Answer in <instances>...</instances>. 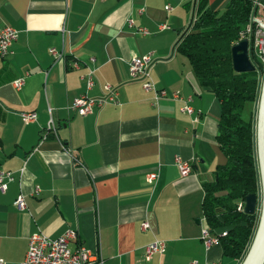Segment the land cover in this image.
I'll return each mask as SVG.
<instances>
[{"label": "crops", "instance_id": "obj_1", "mask_svg": "<svg viewBox=\"0 0 264 264\" xmlns=\"http://www.w3.org/2000/svg\"><path fill=\"white\" fill-rule=\"evenodd\" d=\"M196 8V0H0V27L18 30L13 53L0 57V172L12 176L0 186L2 261L20 264L33 233L57 238L74 228L71 248L86 245L102 260L95 264L238 263L222 244L207 248L202 240L204 188L227 159L217 140L221 103L176 48ZM145 54L155 88L167 91L157 103L155 91L130 76L132 56ZM89 68L91 89L82 78ZM107 83L119 90L118 103L87 116L70 108L84 93L103 96ZM186 102L192 113L182 112ZM24 112L38 117L27 122ZM156 239L166 250L147 258Z\"/></svg>", "mask_w": 264, "mask_h": 264}, {"label": "trees", "instance_id": "obj_2", "mask_svg": "<svg viewBox=\"0 0 264 264\" xmlns=\"http://www.w3.org/2000/svg\"><path fill=\"white\" fill-rule=\"evenodd\" d=\"M255 1L229 0L222 11L211 8L209 0H196V15L176 47L191 61L201 86L209 88L221 103L217 140L227 161L218 166L215 179L206 183L203 208L213 234L227 231L219 244L226 255L238 260L237 264L248 253L259 219L257 214H246L238 207L248 194L261 189L256 161L257 112L253 109L260 98L264 59L252 45V34L250 57L256 69L236 72L232 48L257 12ZM248 103L252 109L246 119Z\"/></svg>", "mask_w": 264, "mask_h": 264}, {"label": "built area", "instance_id": "obj_3", "mask_svg": "<svg viewBox=\"0 0 264 264\" xmlns=\"http://www.w3.org/2000/svg\"><path fill=\"white\" fill-rule=\"evenodd\" d=\"M255 7H257V12L253 14L251 24L248 25L247 29L241 32V38L248 37L251 43V35H253V44L256 52L260 58L264 59V1L256 0ZM170 8V5L167 6ZM130 25H134L133 19L129 20ZM255 24V27L253 26ZM166 24L162 25V28H167ZM144 34H148L149 31L146 28H140ZM18 37V30L13 26L6 25L0 27V57L6 58L9 54L13 53L12 46L13 41ZM56 58L62 57L63 53L58 52L56 48H51V52ZM153 57L151 54L145 55H133L130 63V73L133 79L142 80L143 88L147 91H155V103L161 96H166L167 91L165 89L155 88L156 86L150 79V69L152 66ZM79 62L72 64L75 68H79ZM96 70L94 68H89L88 72L82 77L85 78L87 82V89H91L96 83ZM25 78H17L14 80V85L17 88H22L25 84ZM105 94L99 97H91L88 94L84 93L74 99V102L71 104L70 108L77 111L81 115H88L93 113L97 108H102L108 103H118L119 90L114 85L110 83L105 84L104 89ZM176 99H183V96L179 91L173 93ZM190 99V98H188ZM191 100V99H190ZM182 112L192 113L194 107L187 103L182 106ZM23 119L25 121H34L38 117L36 112H24ZM55 130V125L53 119L49 124V129ZM47 135H43V138H46ZM178 165L182 175H187L191 172V165L187 161H183L178 158ZM156 172H151L147 178L150 181H154L157 177ZM6 177L12 178L10 173L0 172V186L3 190L7 188L5 181ZM35 193H39L37 189ZM15 204L20 208L26 207V200L23 194L19 195L18 199L15 201ZM244 203L239 204L238 209L244 210ZM205 220L207 221L206 217ZM209 225L203 228L202 240L204 241L207 248L214 244L220 243L221 236L227 235V231L222 232L221 234H213ZM151 227L148 220L144 221L142 224L143 230L149 229ZM78 231L74 228H68L64 234L57 238H52L43 232L33 233L29 238V246L25 259L20 264H95L101 262L102 260L95 252H92L90 248L86 245L79 244L76 249L71 248V242L78 238ZM167 242L165 240L156 239L153 242L149 243L145 247V252L147 258H151L153 254L161 253L166 250ZM0 264H6L5 261L0 259ZM193 264H198L194 262Z\"/></svg>", "mask_w": 264, "mask_h": 264}, {"label": "water", "instance_id": "obj_4", "mask_svg": "<svg viewBox=\"0 0 264 264\" xmlns=\"http://www.w3.org/2000/svg\"><path fill=\"white\" fill-rule=\"evenodd\" d=\"M251 43L248 37L241 38L232 48L236 72H250L256 69L250 57ZM264 71V70H263ZM256 114V153L261 187L259 193L246 196L244 213L257 214L258 225L253 241L244 260L239 264H264V74Z\"/></svg>", "mask_w": 264, "mask_h": 264}, {"label": "rangeland", "instance_id": "obj_5", "mask_svg": "<svg viewBox=\"0 0 264 264\" xmlns=\"http://www.w3.org/2000/svg\"><path fill=\"white\" fill-rule=\"evenodd\" d=\"M221 10L222 11H224V6L223 7H221ZM257 104H258V102H256V104H255V106H254V109L253 110H255V113L257 112ZM250 109H252V104L251 103H248L247 105H246V107H245V109H244V118H246V119H249L250 118ZM257 114V113H256ZM255 119H256V116H255Z\"/></svg>", "mask_w": 264, "mask_h": 264}]
</instances>
